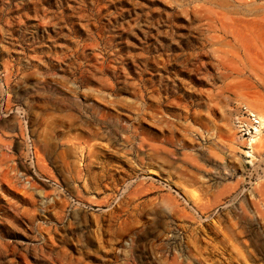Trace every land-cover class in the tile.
<instances>
[{"label": "rangeland", "instance_id": "374dc122", "mask_svg": "<svg viewBox=\"0 0 264 264\" xmlns=\"http://www.w3.org/2000/svg\"><path fill=\"white\" fill-rule=\"evenodd\" d=\"M261 118L264 0H0V264H264Z\"/></svg>", "mask_w": 264, "mask_h": 264}, {"label": "bare ground", "instance_id": "6f19581e", "mask_svg": "<svg viewBox=\"0 0 264 264\" xmlns=\"http://www.w3.org/2000/svg\"><path fill=\"white\" fill-rule=\"evenodd\" d=\"M261 120L264 121L262 118H261ZM255 122L258 123L259 121L256 120ZM255 131H258V130L255 129ZM176 235H177V234H176ZM176 235H173L172 239H176V237H177ZM180 249H181V248H180ZM184 252H185V251H184ZM180 254H181V253H180ZM185 255H186V254H185ZM181 256H182V255H181ZM185 257H186V256H185ZM181 258H182V257H181Z\"/></svg>", "mask_w": 264, "mask_h": 264}]
</instances>
